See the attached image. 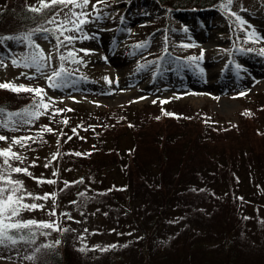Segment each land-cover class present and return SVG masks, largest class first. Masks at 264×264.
<instances>
[{
    "label": "trees",
    "instance_id": "obj_1",
    "mask_svg": "<svg viewBox=\"0 0 264 264\" xmlns=\"http://www.w3.org/2000/svg\"><path fill=\"white\" fill-rule=\"evenodd\" d=\"M234 1L229 5L228 0H126L123 9L116 7L111 26L128 35L129 55L134 56L139 48L147 49L155 31L169 29L171 21L178 28L181 21L194 19L197 33L203 20L214 18L217 24L227 25L221 36L229 39L223 47L191 48L190 54L164 39L161 47L149 53L144 50L133 69L147 75L156 88L166 65L174 66L176 79L181 69L200 74L193 59L218 51L225 52L224 62L212 68L218 71L233 62L231 54L264 55L263 40L241 37L240 16L232 15ZM113 3L107 6L110 12ZM67 6V0L64 5L0 0V38L20 37L0 39V60L31 31L35 43L45 40L56 46L50 64L59 68V53H65L68 75L61 85L72 79L100 83L86 63L69 59L65 52V36H81L53 17L57 9ZM147 13L153 15L147 24L157 23L132 32L133 23L146 20ZM256 15L263 28L264 12ZM55 25L68 30L59 34ZM238 70L233 66V73ZM41 89L37 94L0 87V135L9 138L0 140V148L11 144L23 160L9 158V163L27 167L31 175L6 171L2 156L0 172L21 180V191L55 193L47 198L23 197L49 206V217L26 218L20 212L12 216V221L33 218L50 221L49 225L6 230L16 237L6 236L7 240L26 249L24 257L31 264H264V90L241 92L236 121L223 122L207 106L195 108L174 94H159L141 107L143 99L129 100L127 95L119 106L92 109L79 102H58ZM42 99L64 111L41 106L33 123L22 122L20 117L28 116L23 110L39 106ZM6 119L11 125H2ZM44 125L55 131L43 129ZM13 136L29 139L21 146L11 141ZM71 181L75 183L66 184ZM26 182L33 186L25 187ZM107 221L112 229L106 230Z\"/></svg>",
    "mask_w": 264,
    "mask_h": 264
},
{
    "label": "rangeland",
    "instance_id": "obj_2",
    "mask_svg": "<svg viewBox=\"0 0 264 264\" xmlns=\"http://www.w3.org/2000/svg\"><path fill=\"white\" fill-rule=\"evenodd\" d=\"M39 2V0H35ZM113 1L115 9L111 12L107 6ZM75 2V0H74ZM94 0L84 6L83 8L77 7L75 11H84L88 13L89 18L94 16L93 10ZM126 0H100L96 5V9L102 14V18H95L91 23H84L81 25L83 31H79L83 39H75L67 41L65 45L67 49H74L75 54L73 58L77 62H84L89 71L95 73L100 83L85 80H71L69 84L61 85L62 79H55L56 86L49 88L47 77L52 75V69H57L56 66L51 65L42 66L39 69L33 65L27 66L26 57H30L33 52L39 53V49H43L45 58L48 53L53 56L56 52V46L51 43H46L45 40H38L35 46L27 45L23 42H17L16 50H9L8 55L0 60V79L10 82L12 84H25L33 87L40 86L46 93H51L56 101L64 104H72L79 102L81 105L92 109H109L119 106L124 103L126 99H143L138 106H146L147 102L159 94L167 95L174 94L177 97L195 108L207 106L216 116L217 119L223 122L236 121L237 110L239 107L241 92L263 91L264 90V55L251 54H231L233 62L227 64V67L221 70H213L220 62H224L225 52H217L213 55H208L202 59L198 57L193 59L196 63L197 71L200 74L194 73L189 70L181 69L179 76L174 78V66H163L159 72V82L155 84L154 81L148 80L147 75L140 76L138 71L134 70L135 65L141 62L144 50L152 48H159L164 45L166 40L172 41L176 47L175 49L180 52L193 54V49H209L210 47H223L228 37L221 35L227 32V25L221 26L217 24L214 18L210 20H203L201 23V32L196 35L194 28V19L186 22L181 21L180 27L175 28V23L171 21L169 29L165 31H155L150 35L147 49L139 48L134 56L129 55L130 40H126L127 36L119 34L117 28L111 26L114 17L118 11L116 7L123 9L126 5ZM234 8L242 18L241 21V34L243 38L255 39L264 41V27L260 25L259 18L256 15L259 10L264 12V0H235ZM69 6L59 10L56 22L63 24L65 18L69 21L72 20L71 9L72 3ZM117 11V12H116ZM116 12V13H114ZM253 12H256L255 14ZM173 17L181 19L182 15L172 14ZM146 20H138V23H133L132 32L140 30L142 27L152 23L147 22L153 18V15L147 13L144 17ZM249 19L244 21V19ZM134 20V18L128 19ZM136 22V21H135ZM240 24V23H239ZM65 27L66 25L63 24ZM177 27V26H176ZM72 29V28H69ZM71 31V30H70ZM73 31V29H72ZM71 31V32H72ZM68 36V35H66ZM75 36V37H81ZM39 45V49L36 48ZM5 48V47H4ZM90 49L88 52L81 51V49ZM129 55V56H128ZM78 57L79 59H75ZM50 63L46 61V64ZM242 65L239 67L238 73L232 72L233 66ZM133 69V70H132ZM204 69V70H203ZM131 70V71H130ZM125 72H130L128 75H123ZM30 73H36L30 76ZM108 77L109 79H105ZM117 78V79H116ZM109 80L111 82H109ZM118 80V83H117ZM113 82H115L113 84ZM130 92V93H129ZM128 95V97H127ZM62 97V99H59ZM127 97V98H126ZM144 102V103H143ZM146 102V103H145ZM3 126L11 125L9 120L3 121ZM108 175L106 178H110ZM26 186H33L29 182L25 183ZM28 192H32L31 189ZM29 203V202H28ZM47 208L49 206L43 205L42 208H21L20 213L27 217L33 218H47ZM12 220V216L10 217ZM110 225L105 228L112 229V223L107 221ZM105 224L102 225L104 227ZM27 250L19 245H13L6 236L0 237V264H31V262L24 257Z\"/></svg>",
    "mask_w": 264,
    "mask_h": 264
},
{
    "label": "snow or ice",
    "instance_id": "obj_3",
    "mask_svg": "<svg viewBox=\"0 0 264 264\" xmlns=\"http://www.w3.org/2000/svg\"><path fill=\"white\" fill-rule=\"evenodd\" d=\"M68 3L73 4V8L71 9L72 13V20L69 21L67 18L64 19L63 24L68 25V28L75 29L76 31H83L81 28V25L84 23H91L93 19L95 18H102V14L96 9V5L100 3V0H94L93 2V10H94V16L92 18H89L88 13L84 11H75L77 7L83 8L86 6L90 0H67ZM41 3L44 4L45 0H41ZM62 4L64 5L66 3V0H47V4ZM229 5L231 4V0H228ZM34 7V6H32ZM36 11H40V9H35ZM229 11H231V8L229 7ZM59 12V9H57L56 12L53 13V17H57ZM232 15H237L236 12H232ZM238 19H242L241 17H238ZM51 22V18H50ZM55 28L60 30L59 34H63L65 31L68 30V28H64L61 25H55ZM37 30H40L37 28ZM43 31H48V29H44ZM31 31L29 33L23 34L24 39H27L30 43L34 44L35 41L31 39ZM20 39L19 36L13 37L11 34L6 35L3 38L0 39ZM84 37H75V36H65V39L68 41H72L75 39H83ZM23 42V40H21ZM61 41L59 38H57V44H60ZM36 48L39 49V45H36ZM56 49L54 48V51ZM81 51L88 52L90 49H81ZM203 51V50H202ZM65 52L69 53L68 58L73 59V56L71 53L74 52V49H66ZM52 56L51 53L47 54V57L45 58V54L43 53V49H39V53L33 52V54L30 57H26L27 61V66L31 67L35 65L38 69L42 66H48L51 67L50 63L46 64V61H51ZM59 59L61 61L59 68L57 69H52V75L47 77L49 83L55 87V79H62L63 77L67 76V70L64 66V59H65V53H59ZM75 59H79L76 57ZM189 59H192L189 57ZM143 67V66H141ZM237 67H242V65H237ZM30 76L36 75V73H30ZM105 79H109L108 77H105ZM109 82H111L109 80ZM118 83V80H117ZM0 87H9L14 91H19V90H30L33 92H36L37 94H40L42 89L40 86H37L33 88L31 85H25V84H12L10 82L4 81L0 82ZM242 94V93H241ZM57 99V98H53ZM59 99H62V97H59ZM41 106L44 109H48L51 107L52 112H62L64 109H57L55 107L50 106L48 103H46L43 99L40 101V105L35 107V108H25L23 111L28 112V116L24 117L21 116L20 120L24 123H33L32 117L38 116L40 114V108ZM175 115L174 113H170ZM11 115V113H10ZM65 122H67V117L63 118ZM43 129H46L47 131H55V129H52L49 125H44L42 126ZM9 138L3 135H0V140H8ZM29 137H21V136H13L11 137V141L13 143H20L21 146H23L24 143L28 142ZM79 154V153H77ZM0 156H2L3 159V165L5 166V170L8 172H23L27 173L28 175H31V172L27 167H21L20 165H11L9 163V158L11 159H20L23 160V157L14 151H12V146L9 144L8 147L0 148ZM53 159H55V156H53ZM31 163H36V161H31ZM47 166V165H46ZM33 179H36L38 182L47 179L48 182H53L50 178L46 177H33ZM82 179V178H81ZM0 181H4L5 183H0V237L3 236H8L9 239H16V237L9 235L8 229H17L21 228L22 226H28V225H34V224H41V225H49L51 222L50 221H44V220H36L33 218L26 219V220H21V219H16L15 221L11 220V216H16L18 212L20 211L21 208H28V209H33V208H42V204H37L35 202L28 203L23 199L24 196H35L36 198H47L48 195H55V193H45V194H40V193H32V192H27V191H21L23 188V182L18 179H13L11 175H5L3 172H0ZM67 183H75V181L71 182H66ZM54 211V210H52ZM7 214H10L7 215ZM20 239H24L25 237L21 236L19 237ZM56 243H59L57 241Z\"/></svg>",
    "mask_w": 264,
    "mask_h": 264
}]
</instances>
